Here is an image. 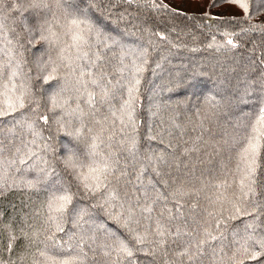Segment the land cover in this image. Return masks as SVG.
Listing matches in <instances>:
<instances>
[{
  "label": "snow or ice",
  "instance_id": "snow-or-ice-1",
  "mask_svg": "<svg viewBox=\"0 0 264 264\" xmlns=\"http://www.w3.org/2000/svg\"><path fill=\"white\" fill-rule=\"evenodd\" d=\"M229 3L243 11V19L228 22L233 30L221 32L224 43L213 36L208 47L230 52L239 47L238 35H264V23H250L248 0ZM98 8L95 0H0V121L11 124L8 144L0 140V193L19 190L28 197V210L18 217L5 222L0 214V264H141L138 253L151 257L145 264H157V257L163 264H198L209 251L210 264H264V52L259 67L251 61L235 85L219 80V90L205 97L213 114L238 113L231 131L213 145L221 175L169 185L161 166L172 167L167 149L173 145L170 139L165 143L161 113L170 105L152 106L160 126L149 125L146 135L165 145L159 151H141L137 114L149 46L156 44L152 37L166 36L133 24L147 41L129 45L99 26ZM168 127H179L175 112L168 115ZM61 134L71 138V146L58 143ZM201 139L184 153L198 152ZM17 162L25 166L23 175L12 172ZM148 169L166 191L151 178L144 182ZM188 174H195V165ZM129 184L132 196L120 191ZM202 196L208 203L197 213ZM96 210L125 234L97 223ZM189 220L196 225L192 229Z\"/></svg>",
  "mask_w": 264,
  "mask_h": 264
},
{
  "label": "trees",
  "instance_id": "trees-1",
  "mask_svg": "<svg viewBox=\"0 0 264 264\" xmlns=\"http://www.w3.org/2000/svg\"><path fill=\"white\" fill-rule=\"evenodd\" d=\"M95 2L99 5V8L95 10V15L100 22L99 26L113 35H122L129 45L146 44L147 41L146 34L133 29V24L140 29L147 26L166 36L164 41H160L159 37H152L156 44L149 46V63L141 77L142 83L137 102V114L141 125V151H159L165 147L159 139L148 140L146 135L149 125L153 129H158L162 116L165 122L163 133L165 143L170 139L173 145L172 148L167 149L172 153L169 158L172 167L161 166L163 178L169 181V185L174 179L198 182L202 174L205 180L211 179L213 175L220 176L217 161L221 157L214 154L213 145L220 140L225 131H231V125L238 113L220 110L213 114L211 105L204 103L205 97L219 90V80L230 81L232 85H235L239 76L243 74L245 66L251 61H256V66H260L261 54L264 52V35L259 31L238 35L236 39L239 47L230 52L223 48L218 49L215 44L208 47L213 36L216 37L217 43L223 44L224 38L221 32L225 28L229 31L233 30L228 22L243 19V11L229 3V0H155L157 4L167 5V11L162 8L151 9L145 0H138L140 7L137 6V0L131 4L127 0H95ZM248 2L250 23H264V4H261V0H248ZM25 18L27 19V15ZM247 24L248 21L244 26L246 27ZM126 27L129 29L127 34L123 32ZM17 30H20L19 24H17ZM234 30L239 33V27ZM26 55L29 54L26 53ZM158 101H166L170 107L164 110L161 116H154L152 112L155 108L152 106ZM178 102H180L179 107H177ZM171 112H175L179 127H168V115ZM206 115L207 119H204L202 127L201 119ZM9 127L11 124L7 121H0V140L6 145ZM47 135L48 130L45 129L44 136L47 137ZM197 137H202L198 144L199 151L186 155L185 147L190 146ZM70 140V137L61 134L58 143L71 146ZM221 155L227 157L226 153ZM177 163L179 167L176 166ZM193 165H195V174L189 175ZM16 167L20 168L19 173H16ZM24 167L17 162L12 172L23 175ZM129 172L130 179L134 181L135 170L130 168ZM149 178L158 189L166 191L163 184L159 182L161 178L156 177L151 169L145 172L144 182L147 183ZM125 190L128 191L129 196H132L133 185L129 184L120 189L122 194ZM212 191L209 187L206 194L211 195ZM35 198L33 194V199ZM27 202L28 197L19 190L0 193V214H3V221L7 222L13 215L18 217L21 210L27 211L28 209L24 207ZM141 202H143L142 198ZM207 203L202 196L197 213H200V209L207 206ZM161 204L156 206L154 215L159 213ZM168 207H172L171 201L168 202ZM184 211L186 215L189 213L188 204H185ZM94 218L97 223H103L107 230L121 236L125 234L121 225L109 219L103 211L96 210ZM195 226L189 220L188 228L192 229ZM2 255L5 259L8 257L7 252H3ZM137 255L141 264L151 259L140 253ZM168 258L172 259L171 255ZM210 258L209 251L198 264H210ZM163 260V257H157V264H163ZM185 264H187L186 260Z\"/></svg>",
  "mask_w": 264,
  "mask_h": 264
}]
</instances>
